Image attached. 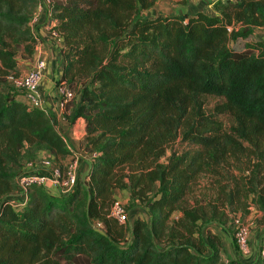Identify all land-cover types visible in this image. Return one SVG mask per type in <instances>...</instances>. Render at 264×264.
Returning <instances> with one entry per match:
<instances>
[{"label": "trees", "instance_id": "16d2710c", "mask_svg": "<svg viewBox=\"0 0 264 264\" xmlns=\"http://www.w3.org/2000/svg\"><path fill=\"white\" fill-rule=\"evenodd\" d=\"M38 4L0 0L5 84L21 73L17 58H33L29 22ZM153 4L51 0L48 23L63 42L58 84L73 94L64 118L90 156L88 169L69 194L31 187L15 209L23 166L70 153L51 115L0 87V264H222L219 237L207 226L224 227L242 195L264 225V41L254 38L264 27V0L143 16ZM237 40L246 42L235 51ZM204 97L220 103L207 112ZM200 175L216 188L214 200L187 205ZM117 190L127 193L126 213L145 217L129 229L107 216ZM173 211L181 215L170 220ZM249 264H264V253Z\"/></svg>", "mask_w": 264, "mask_h": 264}, {"label": "built area", "instance_id": "2783aa9c", "mask_svg": "<svg viewBox=\"0 0 264 264\" xmlns=\"http://www.w3.org/2000/svg\"><path fill=\"white\" fill-rule=\"evenodd\" d=\"M51 0H39L37 7H46L48 19L50 18L49 7ZM264 30V27L260 28ZM48 35L53 49L60 51L63 46L62 35L56 29V23L47 24ZM46 68V63L39 58L34 61L30 70L24 74H10L6 78L7 87L14 90L17 100L28 107L37 108L48 114V108L42 95V79ZM58 79L53 82L54 98L60 108L64 109L67 102L72 100L73 94L66 87L58 84ZM71 155V156H70ZM70 159L63 170L50 159H38L26 163L20 174L15 179L16 192L11 198L15 209H20L27 202V194L31 187H40L46 192L55 196H65L75 188L80 170V157L70 154ZM68 156V157H69ZM87 157H90L87 155ZM107 216L117 224H124L127 221V213L124 205L113 199ZM92 228L101 231V225L97 221L91 222ZM232 241L235 249L245 254L248 252L249 226L237 216L231 218ZM259 252L264 253V243L260 244Z\"/></svg>", "mask_w": 264, "mask_h": 264}, {"label": "rangeland", "instance_id": "374dc122", "mask_svg": "<svg viewBox=\"0 0 264 264\" xmlns=\"http://www.w3.org/2000/svg\"><path fill=\"white\" fill-rule=\"evenodd\" d=\"M206 3V0H154L153 6L142 13L143 16L151 17L154 16V14L162 13V14H172V13H180V11L184 8H189V10L193 8L203 7L205 9V6H202ZM207 12H212L211 8H206ZM256 34L254 36L255 39H258L257 36H264V30L257 29L255 30ZM244 42L246 41H240L237 40L234 43L231 44L230 48L232 50L238 51L240 50ZM250 42V41H249ZM19 57V56H18ZM21 73L24 74L26 72V69L20 68ZM0 87H7V84L0 81ZM203 103L202 106L205 111L209 112L212 110L213 106L220 103V100L213 97H204L202 99ZM221 120L223 121V124L227 126L229 122L226 118L221 117ZM71 156V155H70ZM69 157H66L65 159L55 162L56 165L59 166L61 170L64 169L66 163L70 159ZM40 159H49L45 154H42ZM235 173V172H234ZM236 174V173H235ZM216 195V188L212 187V183H210V180L205 175H200L196 182L191 186L190 192L185 198V202L187 205H193L194 203H206V202H213L214 197ZM121 204L125 205L127 208V203L123 198L117 199ZM179 211H173L170 214V220H174L180 216ZM229 221L226 223V225L221 226H215V225H208L207 229H209L212 233L217 234L219 236V253H220V262L222 264L230 263L233 261H236L238 258H243L248 256L249 254L253 253L254 249H256V246H254V242H257L259 240V243L262 244V241L264 240V225L259 224L258 220L260 218L259 212L254 208V206L251 204V196L248 195L246 197H240L239 201L237 203V206L235 207V210L233 213L227 214ZM232 216H237L240 220L244 221L249 226V245H248V252L245 254H242L238 252L234 245L231 238L232 230L228 233L227 228L228 226H231V218ZM135 218H139L144 220L145 217L143 214L138 212L135 209L130 210L127 212V221L124 224H121V226L125 227L126 229L130 228V225L132 221ZM251 247V249H250ZM258 248V247H257ZM257 253V249H256Z\"/></svg>", "mask_w": 264, "mask_h": 264}, {"label": "crops", "instance_id": "0c3cea01", "mask_svg": "<svg viewBox=\"0 0 264 264\" xmlns=\"http://www.w3.org/2000/svg\"><path fill=\"white\" fill-rule=\"evenodd\" d=\"M213 1L215 0H206V3L202 5L205 6L207 4L205 6V9L203 7L193 8L191 10H189V8H184L180 11V13H174V14L190 15L195 12H205L210 14L212 12H207L206 8H210L209 4ZM47 24H48V16L46 13V7L44 6L37 7L34 10L33 16L29 22V27L37 41L35 47V53L31 60H24L22 58H17L18 67L24 68L26 69V71H28L31 69L36 59L41 58L45 61L46 68L44 70L43 79H42L43 99L48 108V114L53 117L56 125V130L58 134L62 137L66 149L69 151L70 154H76L80 157V170L78 173V178L82 180L88 169L89 157H87L85 153L80 151L78 147V141L72 133V128L64 118V115L67 113L66 111H64V109L58 106L57 100L54 98L53 82L56 79H58L61 75L62 57L60 51L52 48L50 38L48 35ZM257 38L259 40L264 41V36L263 37L257 36ZM73 102L74 104H77L78 100L76 96L74 97ZM120 197L123 198L125 202L127 201V193L125 191H118V190L115 191L113 198L117 200ZM259 245L260 243L258 240L257 242H254L253 248L256 246V249L258 250L257 247H259ZM256 249H254L253 253L249 254L246 257L238 258L236 261L241 264H249L254 260L255 256L257 255Z\"/></svg>", "mask_w": 264, "mask_h": 264}]
</instances>
